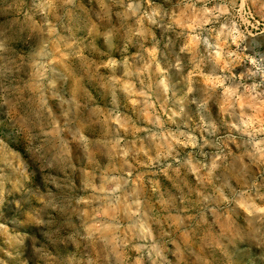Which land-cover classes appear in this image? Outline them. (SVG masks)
<instances>
[{"label":"clouds","instance_id":"obj_1","mask_svg":"<svg viewBox=\"0 0 264 264\" xmlns=\"http://www.w3.org/2000/svg\"><path fill=\"white\" fill-rule=\"evenodd\" d=\"M0 264H264V0H0Z\"/></svg>","mask_w":264,"mask_h":264}]
</instances>
